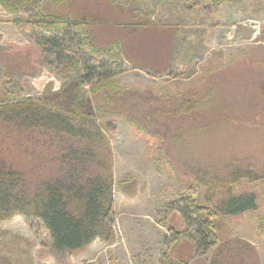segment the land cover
Wrapping results in <instances>:
<instances>
[{
  "label": "trees",
  "instance_id": "1",
  "mask_svg": "<svg viewBox=\"0 0 264 264\" xmlns=\"http://www.w3.org/2000/svg\"><path fill=\"white\" fill-rule=\"evenodd\" d=\"M199 1L217 6L239 0ZM157 6L156 0H0L16 26L33 18L47 34L41 48L61 63L63 80L58 89L49 82L35 98L0 90V125L7 132L0 134V223L17 215L38 221L49 234L50 248L68 257L96 239L110 243L114 158L107 132L124 117L157 138L176 178L192 184L180 188L175 202L183 231L169 230L176 236L196 222L201 245L213 248L209 259L195 258L194 246L175 238L167 263L259 264L254 247L233 233L227 218L257 210V191L236 189L240 183L259 184L264 192V172L222 164L213 156L194 160L183 151L196 134L231 122L224 107L211 105L230 66L213 67L175 93L128 89L112 79L124 67L147 74L166 71L173 28L154 20ZM78 39V50L87 57L81 65L62 52V43ZM194 72L188 70L184 78ZM118 186L126 199L136 195L134 178ZM0 264L25 263L0 254Z\"/></svg>",
  "mask_w": 264,
  "mask_h": 264
},
{
  "label": "rangeland",
  "instance_id": "2",
  "mask_svg": "<svg viewBox=\"0 0 264 264\" xmlns=\"http://www.w3.org/2000/svg\"><path fill=\"white\" fill-rule=\"evenodd\" d=\"M156 2L154 20L173 28L166 71L147 74L124 67L112 79L128 89L175 93L208 75L205 73L213 67L230 66L227 72H231L215 89L218 99L211 105L224 107L231 122L196 134L183 151L194 160L196 156L203 160L213 156L222 164L264 172V0L217 6L199 0ZM13 19L14 15L0 8V90L35 98L49 82L58 89L63 82L58 76L61 63L41 48L47 34L33 18L19 26ZM78 43L79 39L73 44L62 43V52L64 59H78L81 65L87 57L79 52ZM99 58L108 61L107 55ZM193 69L195 74L185 79L184 73ZM110 72H114L112 68ZM76 76L81 78L83 74ZM243 116L253 119L239 122ZM116 122V130L107 132L114 158L113 208L109 216L112 241L96 239L85 250L68 257L50 248L49 234L40 222L17 215L10 222L0 223V254L25 264H168L169 247L173 239L179 238L182 244L188 241L194 246L195 258L209 259L213 248L206 251L201 245L202 231L197 223H189V230L182 232L183 224L176 212L177 194L188 183L186 179L176 178L159 150L157 138L138 131L124 117ZM1 133L7 132L0 125ZM127 178L136 180V195L131 200L118 186ZM243 190L257 191V210L227 220L233 233L254 247L259 264H264V192L259 184L240 183L236 191ZM170 227L182 231L175 236Z\"/></svg>",
  "mask_w": 264,
  "mask_h": 264
}]
</instances>
